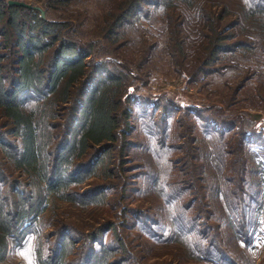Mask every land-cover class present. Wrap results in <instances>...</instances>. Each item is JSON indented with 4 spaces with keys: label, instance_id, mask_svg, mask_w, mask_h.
<instances>
[{
    "label": "trees",
    "instance_id": "obj_1",
    "mask_svg": "<svg viewBox=\"0 0 264 264\" xmlns=\"http://www.w3.org/2000/svg\"><path fill=\"white\" fill-rule=\"evenodd\" d=\"M9 1L0 0V115L9 121L12 127L10 134L15 142L11 143L0 133V262L9 252L11 242L18 238L19 242L24 243L30 234L29 229L41 224L58 202L88 208L106 200L104 188L90 184L88 191L82 189L87 181L100 175L105 176V180L114 176L113 171L106 166H114L109 159L112 158L121 130V151L124 153L130 145L126 140L131 129L128 123L132 112L128 87L134 80L131 72L133 65L128 59H125L127 63L123 70L94 62L91 64L94 47L82 48L77 41L66 38L68 22L43 19L39 11L10 6ZM240 1L243 4L240 6V18L228 26L226 18L231 12L225 5L216 12V0H118L114 11L106 10L105 7L101 9V40L115 44L122 39L129 27L141 20L146 6H154L161 17L166 14L170 17L169 11L172 16L175 15L176 8L195 10L194 26L198 27V34L206 31L198 44L204 46L205 55L200 57L203 59L201 70L204 72L205 69L204 76L217 75L220 69L210 71L207 67L226 55L245 54L261 62L259 68L247 72L249 77L244 80L241 91L252 82L264 80L261 72L264 71V51L246 42L230 44L234 36L230 33L252 27L264 43V0ZM55 4L68 5L69 0H49L42 9L46 11ZM184 24L173 27L172 37L176 43L173 50L186 56V44L178 38L181 33L183 35L179 27H184ZM255 91L261 93L262 97L264 84L255 88ZM78 113H81L82 119H78ZM152 113L155 116V112ZM61 115H66L64 126L54 124L61 119ZM146 119H149L148 115ZM210 119V124L205 125V128L215 129L212 135L207 136V142L210 158L220 159L218 162L222 164L218 174L214 168L212 173L215 179V175L220 177L219 184L216 185L215 180L204 174L201 165H195L193 170L202 172L200 181L213 180L212 184L200 186L202 192L209 187L211 191L213 188L216 190L214 201L223 210L221 220L228 223L236 240L248 247L255 235L264 234V151L253 148V137L247 136L244 130H241L236 145L232 139L227 142L231 131L235 133L236 128L240 129L239 126L223 119ZM125 123L127 128L123 132ZM143 125L152 152L161 159L164 149L159 145L164 146L166 142H159L158 132L152 128L153 122L151 126L148 122ZM163 135L165 141L168 133ZM235 155L241 160V167L236 162L227 163ZM5 162L9 165L7 171L11 174L18 172L21 179H11L10 175L2 171ZM225 172H229L227 177ZM231 174L234 177H230ZM236 176L239 177L235 186L237 190L232 191L228 185L234 183ZM164 177L161 172L157 173L153 183L154 190L163 199L164 218L168 220V228L164 230L167 232L161 238L159 234L151 232V228L141 230L155 243H179L185 248L186 255L197 261L239 264L230 257L229 252L219 251L220 246L223 247V242L218 241L221 238V225L215 228L216 231L209 224L203 226L197 215L192 217L187 214L189 208L183 207L179 196L174 195V189L181 191L182 195L186 187L193 190L190 181L184 182V187ZM193 193L191 196L197 198H193L190 204L209 197L207 192ZM206 206L209 208L210 203H206ZM208 211L207 219L212 221L217 213ZM73 230L76 229L63 227L60 232H55L52 236L57 237L55 249L49 250V253H46L42 238L38 239V264H69L68 260L74 254L78 242L71 236V232H75ZM107 233H112L116 248L127 253L117 226L108 222L104 227L87 233V239L93 246L83 256V264L126 262L113 263L115 246L102 243L100 249L96 248L95 245L101 243Z\"/></svg>",
    "mask_w": 264,
    "mask_h": 264
},
{
    "label": "rangeland",
    "instance_id": "obj_2",
    "mask_svg": "<svg viewBox=\"0 0 264 264\" xmlns=\"http://www.w3.org/2000/svg\"><path fill=\"white\" fill-rule=\"evenodd\" d=\"M15 1L41 8L47 6L49 2V0ZM116 1L118 0H69L68 5L55 4L46 10L50 21L68 22L66 38L77 41L82 48L94 47L91 64L94 62L123 70V66L127 63L125 59H128L133 65L131 72L134 80L128 87V96L132 101L131 119L128 123L131 129L126 136L130 145L124 153L121 151L123 145L121 130L118 143L114 145L112 151V158L109 159L110 164L114 166H106L113 171L114 176L107 180L101 175L99 178L89 179L90 181H87L82 189L88 191L90 184L104 188L107 192L106 200L88 208L76 205L73 207L68 203L58 202V205L56 204L55 208L46 214L41 224L33 225L29 229L30 234L24 243L19 242L18 238L11 242L10 250L0 264H38L36 242L42 238L46 253H49V250L55 249L57 241V237L52 236L55 232H60L63 227H74L77 230L71 232V236L78 242L74 254L68 260L69 264L73 262L83 264V256L89 247L93 246L87 239V233L101 226L104 227L108 222L117 226L127 253L116 248L112 233H107L101 243L95 246L97 249L101 248L102 243L115 246L113 263L124 260L126 261L124 264H213L189 258L185 248L179 243H155L141 230L151 228V232L159 234L161 238L162 234L167 232L164 230L168 228L166 222L168 220L165 221L164 218L163 199L154 190L153 183L154 176L159 172L166 180L170 179L184 187V182L190 181L193 190L186 187L183 195L176 189L173 193L179 196L178 199H181L183 207L189 208L187 214L192 217L197 215L199 223L203 226L209 224L213 226V231H216L215 228L221 225L219 231L221 238L218 241L223 242V247L220 246L219 251L229 252L230 257L239 264H263L264 234L255 235L252 244L245 247L236 240L228 223L221 220L223 210L214 201L217 196L216 190L213 188L211 191L209 187L207 191L202 192L200 187L212 184L213 180L217 185L220 179L218 175H215V179L212 173L214 168L218 174L222 164L218 162L220 159L210 158V146L207 142V136L212 135L211 132L215 130L205 128V125L210 124L211 117L239 126L240 129L236 128L235 133L231 131L227 142L232 139L236 145L241 130H244L247 136L253 137L251 144L253 148L256 151H264V94L261 97V93L255 91V88L264 84V80L252 82L240 91L244 80L249 77L247 72L259 68L261 62L252 56L248 58L245 54L226 55L219 62L207 67L210 71L214 68L220 69L217 75L204 76L205 69L204 72L201 70L203 59L200 58L205 55L204 46L198 44L199 38H202L201 35H205L206 31H201V35L198 34V27L194 26L196 11L186 8H176L175 15L172 16L169 11L170 17H167V14L161 17L154 6H146L141 20L129 27L122 39L120 38L115 44L104 42L101 40L99 27L101 9L105 7L106 10L114 11ZM216 1V12H219L224 5L231 12L226 18L228 26L240 18V6H243L240 0ZM184 22V27H179L180 30L182 28L183 35L181 33L178 38L186 44V56L177 54L173 50L176 43L172 37L173 27ZM230 34H234L230 44L246 42L264 51V43L259 40L252 27L245 31L234 30ZM261 72L264 74V71ZM198 110L202 112L198 113ZM152 112H155V116ZM77 115L78 119H82L81 113ZM147 115L149 119H146ZM144 122H148L150 126L153 122L152 128H155L154 132H158L159 142L161 144L166 142L164 146L159 145L164 149V156L161 159L157 158L150 148ZM65 123L66 115H61V119L54 124L64 126ZM126 128L125 123L122 127L123 132ZM11 131L9 121L0 115V133L14 143L15 138L11 136ZM163 133H168L165 141ZM75 134L76 131L72 140ZM16 145L18 146V142ZM196 157L198 158L195 159ZM232 162H236L241 167L238 156H232L227 163ZM248 163L251 164L250 161ZM195 165H201L204 174L213 180L200 181L202 172H194ZM8 167L5 162V167H1L2 171L10 175L11 179H21L18 172L9 173ZM228 173L225 172V177ZM230 177L234 175L231 174ZM238 178L236 176L234 183L228 185L232 191L237 190L235 186ZM249 190L251 191V188ZM193 191L198 194L207 192L209 197L190 204L193 198L195 200L197 198L195 195L191 196L194 194ZM206 203H210L209 208ZM195 209H198L197 212ZM208 210L217 213L212 221L207 219Z\"/></svg>",
    "mask_w": 264,
    "mask_h": 264
},
{
    "label": "water",
    "instance_id": "obj_3",
    "mask_svg": "<svg viewBox=\"0 0 264 264\" xmlns=\"http://www.w3.org/2000/svg\"><path fill=\"white\" fill-rule=\"evenodd\" d=\"M9 5L10 6H17V7H23V8H27L30 10H35V11H39L42 15L43 19H47V14L46 11L43 10L41 7L38 6H34L31 4H27L26 2H22V1H15V0H10L9 1Z\"/></svg>",
    "mask_w": 264,
    "mask_h": 264
}]
</instances>
